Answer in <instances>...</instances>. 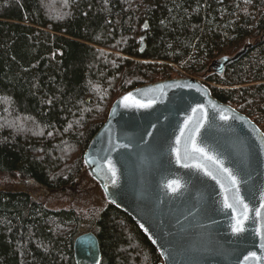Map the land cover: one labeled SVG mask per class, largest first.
Here are the masks:
<instances>
[{
  "label": "trees",
  "instance_id": "16d2710c",
  "mask_svg": "<svg viewBox=\"0 0 264 264\" xmlns=\"http://www.w3.org/2000/svg\"><path fill=\"white\" fill-rule=\"evenodd\" d=\"M173 75L264 133V0H0V173L41 194L0 190V264H75L84 232L99 264L161 261L115 204L41 199L88 173L84 152L116 98Z\"/></svg>",
  "mask_w": 264,
  "mask_h": 264
},
{
  "label": "water",
  "instance_id": "95a60500",
  "mask_svg": "<svg viewBox=\"0 0 264 264\" xmlns=\"http://www.w3.org/2000/svg\"><path fill=\"white\" fill-rule=\"evenodd\" d=\"M84 165L155 248L157 264H260L245 257L264 255L256 235L264 232V133L202 81L172 78L121 94ZM72 253L75 264L100 262L91 232L74 239Z\"/></svg>",
  "mask_w": 264,
  "mask_h": 264
},
{
  "label": "rangeland",
  "instance_id": "374dc122",
  "mask_svg": "<svg viewBox=\"0 0 264 264\" xmlns=\"http://www.w3.org/2000/svg\"><path fill=\"white\" fill-rule=\"evenodd\" d=\"M174 76L175 75H173L172 78H177ZM15 189L30 191L35 196H39L37 187L33 186L31 182L18 178H11L0 173V190L13 191ZM49 192L47 199L41 197V200H44V205L47 208L68 209L72 207L86 211L89 210V208L100 209L105 204V197L101 189L95 181L90 178L88 173L85 172L81 174L74 188L67 189V192H50L51 194Z\"/></svg>",
  "mask_w": 264,
  "mask_h": 264
},
{
  "label": "snow or ice",
  "instance_id": "6c2138e0",
  "mask_svg": "<svg viewBox=\"0 0 264 264\" xmlns=\"http://www.w3.org/2000/svg\"><path fill=\"white\" fill-rule=\"evenodd\" d=\"M131 94H129L128 96L124 97V100H128L130 98ZM137 107H141V108H147V107H151V104H140L137 103L136 105ZM125 147H127V145H125ZM195 151H200V149H194ZM233 183H235V181L233 180ZM172 191L175 192L177 191L176 188H172ZM238 191V190H237ZM242 203V201H240ZM225 207H232V205L230 204H225ZM247 207V206H245ZM261 208H264V204H261ZM261 219H264V217H261ZM240 223H242L241 221H237V224L239 225ZM244 231V228L241 227H234L233 228V232L234 233H242ZM256 235H258L260 237L261 240V244H260V248H261V252L264 253V232H258L256 233ZM153 243H156L155 240L152 241ZM250 257H255L259 260L260 264H264V255H262L261 257H257L255 252H249L248 256L245 257V260H248Z\"/></svg>",
  "mask_w": 264,
  "mask_h": 264
}]
</instances>
